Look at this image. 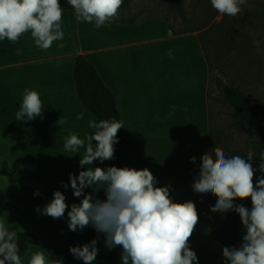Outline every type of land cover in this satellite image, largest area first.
I'll return each mask as SVG.
<instances>
[{"label":"crops","instance_id":"crops-1","mask_svg":"<svg viewBox=\"0 0 264 264\" xmlns=\"http://www.w3.org/2000/svg\"><path fill=\"white\" fill-rule=\"evenodd\" d=\"M62 28L64 39L54 41L47 50L37 48L30 33L16 43L0 41V220L10 230L37 234L68 252L69 246L82 245L97 236L91 226L83 232L69 230L67 211L79 198L73 196L70 186L65 190L61 184L69 182V173L79 174L84 152H66L64 138L75 133L83 139L94 132L88 128V120L99 121L76 91L74 65L77 55L82 54L96 66L116 97L130 143L131 168H148L157 178V186H171L174 201L195 203L199 221L190 247L199 264H223V247L239 246L242 239L221 236L218 225H213L211 206L203 204V199L206 202L213 195L196 193L192 188L202 161L197 162L196 150L189 157L186 154L190 147L208 139L212 127L210 67L199 34L176 33L166 19L149 17L137 22L114 19L97 29L94 22L78 21L75 11L68 9L63 12ZM61 43L62 48L58 47ZM25 89L39 92L43 118L15 120ZM81 112L84 119L78 120ZM59 119L66 123L58 125ZM252 164L259 177L264 161ZM87 167L110 166L106 160ZM36 190L39 196H34ZM54 190L63 192L69 205L61 219L35 211L50 202ZM98 195L104 198L103 192ZM236 203L252 207L250 199ZM97 247L94 263L105 264L110 250L102 234ZM42 249L31 245L30 251ZM29 255L22 257L24 264Z\"/></svg>","mask_w":264,"mask_h":264},{"label":"clouds","instance_id":"clouds-1","mask_svg":"<svg viewBox=\"0 0 264 264\" xmlns=\"http://www.w3.org/2000/svg\"><path fill=\"white\" fill-rule=\"evenodd\" d=\"M124 0H67L76 13V19L99 29L117 17ZM246 0H211V5L221 15L235 17L243 11ZM64 8L59 0H0V41L16 43L25 33H30L34 44L41 50L49 49L54 41L64 39L62 17ZM61 43L58 47H63ZM16 54H21L17 48ZM44 106L39 92L25 89L22 103L15 113L18 122L42 117ZM26 118V119H25ZM78 120L84 113H78ZM66 123L59 119L58 125ZM88 128L94 132L81 139L75 133L64 138L66 152L79 153V174L69 173V182L61 181L65 190L72 189L79 203H72L67 211V224L72 232H83L91 226L97 236L82 245L69 246V252L83 264H94L103 235L105 247L122 249L121 264H199L190 247V238L199 221L193 201L176 202L170 195V185L157 186V178L148 168L94 167L99 161L115 158L114 145L119 142L118 131L123 121L116 119H89ZM95 141V143H93ZM214 153V155L212 154ZM251 157V155H248ZM260 160L264 161V151ZM195 163L196 157H190ZM199 172L192 188L196 193H211L217 199L211 206L214 213L239 214L246 230L239 246L222 249L223 264H264V171L255 176V168L241 155L228 157L223 149L215 147L201 156ZM91 191H86V190ZM103 192L104 198L99 197ZM39 190L34 196H39ZM251 200V209L236 201ZM69 205L66 196L54 190L53 198L35 211L41 215L61 219ZM20 236L0 220V264H24L20 254ZM27 264H62L51 260L45 249L30 251Z\"/></svg>","mask_w":264,"mask_h":264},{"label":"rangeland","instance_id":"rangeland-1","mask_svg":"<svg viewBox=\"0 0 264 264\" xmlns=\"http://www.w3.org/2000/svg\"><path fill=\"white\" fill-rule=\"evenodd\" d=\"M242 7L239 15L230 17L218 13L212 7L211 0H187L186 20H182L160 0H132L129 8L119 9L115 20L137 22L145 17L164 18L176 33L197 32L210 67L208 93L212 127L209 136L218 137L228 152L246 150L251 153L254 137L247 130L234 125L232 107L222 96L223 85L234 84L244 89L252 99L264 104V18L261 15L264 0H246ZM246 13L253 16L243 24L235 22ZM207 143L205 139L201 149H196L197 162L210 151ZM215 146L218 147V144ZM215 202L214 195L206 202L203 199L204 205L212 206ZM212 214L213 225L217 224L219 234L227 237L220 231L221 225L226 222V213ZM245 234L246 230L243 229L239 238L242 239Z\"/></svg>","mask_w":264,"mask_h":264},{"label":"trees","instance_id":"trees-1","mask_svg":"<svg viewBox=\"0 0 264 264\" xmlns=\"http://www.w3.org/2000/svg\"><path fill=\"white\" fill-rule=\"evenodd\" d=\"M187 0H160L165 4L169 11L177 14L182 20H186V4ZM61 7L75 11L67 0H59ZM132 0H124L121 9L129 8ZM264 18V10L261 11ZM253 16L252 13H246L243 17L235 20L236 23L243 24ZM109 24V23H107ZM74 81L77 94L82 103L88 110L99 120L116 119L120 120L121 116L118 110L116 97L112 90L102 80L96 66L91 63L84 55H77L74 65ZM222 96L232 107V117L235 126L247 130L254 137V145L252 152L246 150H233L228 152L218 137L209 136L207 139V147L209 150L215 148V144L223 149L225 155L231 157L233 155H241L247 161V156L252 155V160H260V152L264 151V104L258 99H252L251 96L241 87L234 84H224L222 87ZM119 142L114 145L115 158L107 160L109 166L130 167L131 168V149L127 135L123 128L118 131ZM205 140L201 141L200 146ZM199 146V143L188 149L186 154H191ZM196 148V149H195ZM201 148V147H200ZM214 155V153H212ZM226 222L221 225L220 231L228 238H237L244 229L239 214L235 212H226ZM17 231V230H15ZM20 236V254L21 257L29 252V246L38 245L46 251L51 260L62 261V264H83L82 260H77L73 255L53 243L52 241L31 233L29 231H17ZM122 249L118 246L110 250L105 264H121L120 253ZM96 264V263H94Z\"/></svg>","mask_w":264,"mask_h":264},{"label":"water","instance_id":"water-1","mask_svg":"<svg viewBox=\"0 0 264 264\" xmlns=\"http://www.w3.org/2000/svg\"><path fill=\"white\" fill-rule=\"evenodd\" d=\"M246 158L249 159V160H252V155H251V157L247 156Z\"/></svg>","mask_w":264,"mask_h":264}]
</instances>
